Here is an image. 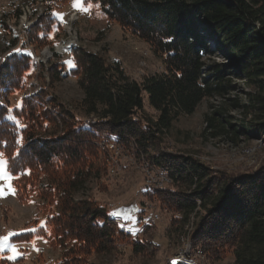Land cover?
Here are the masks:
<instances>
[{
    "label": "trees",
    "instance_id": "obj_1",
    "mask_svg": "<svg viewBox=\"0 0 264 264\" xmlns=\"http://www.w3.org/2000/svg\"><path fill=\"white\" fill-rule=\"evenodd\" d=\"M88 1L98 2L110 21L147 43L164 59L166 70L137 82L118 64H108L103 55L74 49L73 73L84 95L81 109L99 121H76L65 109L59 112L60 121L55 120L46 105L32 96L24 100L26 124L20 148L17 125L8 120L0 105V151L7 158L17 199L26 201L32 187H37L41 199L54 201L58 217L66 218L60 226L63 241H72L70 245L60 242L67 247L63 264H82L85 255L111 254L125 241L135 252H143L151 241L133 240L105 208L89 198L76 202L75 197L93 175L90 159L96 152H91L92 139L97 137L96 144L103 150L98 143L105 136H115L119 144L131 136L152 164L171 174L175 185L190 191H169L161 196L182 213L183 222L200 208L206 210L193 238L210 260L223 258L233 248L234 264H264V173L217 177L193 157L159 150L162 136L181 116L194 114L205 99H225L242 86L246 100H230L231 108L244 115L239 122H233L227 107H218L205 119L210 128L218 130L217 136L232 134L235 142L242 136L264 142V0ZM36 21L28 35L32 44H44L45 25L54 23L52 9L46 6ZM0 30L9 32L3 19ZM215 57L221 61L211 62ZM28 68L29 56L12 55L0 70V79L15 75L8 80L9 88L14 89ZM146 95L158 113L155 121L145 113ZM59 122H63L61 138ZM153 150L155 155H151ZM106 154L101 158L105 168ZM102 169L96 170L95 177Z\"/></svg>",
    "mask_w": 264,
    "mask_h": 264
},
{
    "label": "rangeland",
    "instance_id": "obj_2",
    "mask_svg": "<svg viewBox=\"0 0 264 264\" xmlns=\"http://www.w3.org/2000/svg\"><path fill=\"white\" fill-rule=\"evenodd\" d=\"M32 1L0 0V20L3 19L9 29V32L0 30V70L12 55L30 57V68L22 73L19 87L9 88L8 80L10 77L15 78L13 74L3 75L0 79V105L7 112L8 120L17 125L18 148L24 144L21 131L26 124L23 119L24 100L32 96L46 105L48 114L55 120L60 121L59 112L63 113L65 109L76 116V121H99L98 117L86 116L81 109L84 95L77 85V76L73 73L75 65L71 52L74 49L103 55L108 64H118L131 80L137 82H141L146 76L165 72L164 59L155 55L147 43L110 21L98 2ZM46 6L52 9L54 23L50 21L45 25L44 44H32L28 29L37 22ZM17 10L19 17L16 19ZM45 34L41 33V36ZM68 43H73L74 46L64 55H59L56 52L58 47ZM33 56L44 60L35 70L31 67ZM220 61L219 57L211 60ZM63 63L64 65H60ZM243 89V86L236 89L225 99L203 100L194 114L183 115L175 121L172 128L162 136L159 150L193 157L204 163L217 177L225 174L238 176L264 173V142L260 138L247 140L242 136L240 142H235L232 134L217 136L218 130L210 128L205 119L218 107H227L230 115L235 118L233 122H239L244 115L232 109L230 104L235 99L246 100ZM144 110L149 118L154 121L157 119L158 113L150 107L147 95ZM59 123L61 127L58 137L61 138L63 122ZM104 132L106 131L102 133ZM127 137L125 143L119 144L124 147V154L115 168H105L102 165L106 152L99 149L97 137L91 138L92 141L86 140L91 141L94 147L91 152H96V156L90 159L93 175L75 196L76 202L89 198L88 201L105 208L133 240L147 239L152 244L143 252L137 253L133 250V245L125 241L111 254L85 255L82 264H167L171 257H176L185 250H190V257L197 264H234L233 248H229L223 258L212 261L201 243L194 241L197 224L207 215L206 210L200 208L185 223L181 220L182 213L173 210L161 197L169 191L189 193L188 188L167 181L156 196L147 195L146 181L155 178L157 172L167 171L152 164L134 138ZM105 138L118 142L113 135ZM155 154L156 151L153 150L151 155ZM107 159L109 161L108 154L104 159L105 164ZM98 168L104 170L95 177ZM12 181L7 158L0 151V264H63V251L67 247L63 248L60 242L72 244L71 240L63 241L64 229L61 230L60 226L66 218L58 217L59 210L52 199H41L37 187H32V193L26 201L17 199ZM44 183L51 186L47 180ZM51 189L54 190V184ZM54 193L57 195V191H53ZM144 202L154 205L159 214V219L155 222H152V215L142 221ZM197 204L200 205L201 202L197 201ZM177 264L194 263L178 261Z\"/></svg>",
    "mask_w": 264,
    "mask_h": 264
},
{
    "label": "built area",
    "instance_id": "obj_3",
    "mask_svg": "<svg viewBox=\"0 0 264 264\" xmlns=\"http://www.w3.org/2000/svg\"><path fill=\"white\" fill-rule=\"evenodd\" d=\"M26 27H29V25L26 24ZM59 55L60 54H65V52H59V50L56 51ZM44 62L43 59H39L38 56H33L32 62H31V67L32 69L35 68V64H42ZM108 149L109 153V161L107 162L106 166L108 168H115L120 164V161L122 160L123 154H124V147H121L117 144H115V141L111 140V144H105ZM171 182L174 183V178L171 176V174H162L161 173H156L155 178L149 179L145 183L146 186H157V187H165V182ZM153 216V221L155 222L156 220L159 219V214L155 210L154 205L147 204V202H144V214L141 215L142 221H146L149 219V216ZM178 261H186V262H193L194 264H197V261H194L192 257H190L187 254L179 256V257H171L167 264H173V262Z\"/></svg>",
    "mask_w": 264,
    "mask_h": 264
},
{
    "label": "bare ground",
    "instance_id": "obj_4",
    "mask_svg": "<svg viewBox=\"0 0 264 264\" xmlns=\"http://www.w3.org/2000/svg\"><path fill=\"white\" fill-rule=\"evenodd\" d=\"M74 45H73V43H68L66 46H62V47H58V50L60 51V52H62L63 50H64V52L66 53L70 48H72ZM39 64H35V68L33 69V70H35V69H37V66H38ZM42 65V64H41ZM99 144V146L103 149V150H105L106 151V153L109 155V153H108V149H107V146L105 145V144H111V140L110 139H106V140H104V141H102V142H100V143H98ZM115 144H117V145H119V143H116L115 142ZM124 146V145H123ZM107 161H108V159H107ZM157 173H160V172H157ZM162 174H169L168 172H166V173H162ZM147 187V189H148V192H150L153 196H156L157 195V193L160 191V187H157V186H146ZM156 198V197H155ZM200 202V201H199ZM188 253V255L189 256H191V252H190V250H185V251H182V252H180L179 254H177V256L176 257H179V256H182V255H185V254H187ZM181 262H184V263H188V262H186V261H181Z\"/></svg>",
    "mask_w": 264,
    "mask_h": 264
},
{
    "label": "snow or ice",
    "instance_id": "obj_5",
    "mask_svg": "<svg viewBox=\"0 0 264 264\" xmlns=\"http://www.w3.org/2000/svg\"><path fill=\"white\" fill-rule=\"evenodd\" d=\"M173 264H176V262H173Z\"/></svg>",
    "mask_w": 264,
    "mask_h": 264
}]
</instances>
